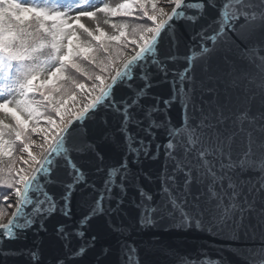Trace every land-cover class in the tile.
<instances>
[{
  "label": "snow or ice",
  "instance_id": "snow-or-ice-1",
  "mask_svg": "<svg viewBox=\"0 0 264 264\" xmlns=\"http://www.w3.org/2000/svg\"><path fill=\"white\" fill-rule=\"evenodd\" d=\"M0 184V264H264V0H0Z\"/></svg>",
  "mask_w": 264,
  "mask_h": 264
},
{
  "label": "water",
  "instance_id": "water-1",
  "mask_svg": "<svg viewBox=\"0 0 264 264\" xmlns=\"http://www.w3.org/2000/svg\"><path fill=\"white\" fill-rule=\"evenodd\" d=\"M10 201L16 202V199L14 197L10 198ZM15 211V206L12 209V212ZM11 212V213H12ZM10 215L6 218V220L0 221L6 223L9 218H11ZM168 242L173 244H180L185 250L189 252H196L200 251L203 253V259L208 260H217L221 256H223L225 259H231L234 260L233 257H231L226 251L220 252L218 249L220 247V240L217 237H212L206 233L202 234H195L191 236H183V237H171L168 238Z\"/></svg>",
  "mask_w": 264,
  "mask_h": 264
},
{
  "label": "rangeland",
  "instance_id": "rangeland-1",
  "mask_svg": "<svg viewBox=\"0 0 264 264\" xmlns=\"http://www.w3.org/2000/svg\"><path fill=\"white\" fill-rule=\"evenodd\" d=\"M110 5H115V4H117V3H119V2H123V0H106ZM163 2H164V0H160V2H159V6L161 5V4H163ZM105 19V17L103 16V14H100V19H99V21L98 22H94V21H90V20H85V21H82V22H84L85 24H86V26H89V27H96L97 25L98 26H100V27H102L106 32H109V33H111V28H110V26L109 25H104L103 24V20ZM12 197H14V191H13V193L12 194H10L9 195V202L8 203H6L5 202V207H4V209H2L1 211H0V213H3L2 214V216L4 217V218H7L9 215H10V213L12 212V209L14 208V206H15V203L13 202V201H10V198H12ZM9 203H11L13 206L12 207H9Z\"/></svg>",
  "mask_w": 264,
  "mask_h": 264
},
{
  "label": "trees",
  "instance_id": "trees-1",
  "mask_svg": "<svg viewBox=\"0 0 264 264\" xmlns=\"http://www.w3.org/2000/svg\"><path fill=\"white\" fill-rule=\"evenodd\" d=\"M37 2H38V0H37ZM159 2H160V0H157L158 7H159ZM12 193L13 192H11V193L8 192V189H7L6 185L0 184V211L2 209H4V207H5V201L3 199L4 195L5 194L10 195Z\"/></svg>",
  "mask_w": 264,
  "mask_h": 264
},
{
  "label": "bare ground",
  "instance_id": "bare-ground-1",
  "mask_svg": "<svg viewBox=\"0 0 264 264\" xmlns=\"http://www.w3.org/2000/svg\"><path fill=\"white\" fill-rule=\"evenodd\" d=\"M6 220L2 215H0V221Z\"/></svg>",
  "mask_w": 264,
  "mask_h": 264
},
{
  "label": "built area",
  "instance_id": "built-area-1",
  "mask_svg": "<svg viewBox=\"0 0 264 264\" xmlns=\"http://www.w3.org/2000/svg\"><path fill=\"white\" fill-rule=\"evenodd\" d=\"M14 198L16 199L15 195H14Z\"/></svg>",
  "mask_w": 264,
  "mask_h": 264
}]
</instances>
